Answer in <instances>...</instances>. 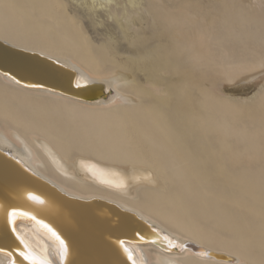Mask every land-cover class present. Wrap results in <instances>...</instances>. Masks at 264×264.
Here are the masks:
<instances>
[{
    "label": "bare ground",
    "instance_id": "1",
    "mask_svg": "<svg viewBox=\"0 0 264 264\" xmlns=\"http://www.w3.org/2000/svg\"><path fill=\"white\" fill-rule=\"evenodd\" d=\"M246 1L0 0L17 17L0 22L13 53L110 90L79 100L0 71V150L148 222L156 241L120 244L134 264H264V93L251 83L264 74V0ZM16 211L20 245L0 248L62 264L43 215ZM0 264H14L4 250Z\"/></svg>",
    "mask_w": 264,
    "mask_h": 264
},
{
    "label": "water",
    "instance_id": "2",
    "mask_svg": "<svg viewBox=\"0 0 264 264\" xmlns=\"http://www.w3.org/2000/svg\"><path fill=\"white\" fill-rule=\"evenodd\" d=\"M11 49L0 42V71L16 82L47 88L79 100L96 101L110 92L96 83L77 87L72 72L29 59L24 55L29 53L24 50L13 49L17 51L13 53ZM29 196H35L41 202H32ZM14 209L35 210L43 215L44 218L38 219L53 228L68 248L62 264H134L120 244L139 243L136 239L154 242L157 237V230L134 213L105 200L71 197L0 150V245H20L7 220L9 210ZM3 212L6 218L2 222ZM10 249L12 251L0 248V251L8 252L14 264H19L14 253L18 255L22 249Z\"/></svg>",
    "mask_w": 264,
    "mask_h": 264
},
{
    "label": "rangeland",
    "instance_id": "3",
    "mask_svg": "<svg viewBox=\"0 0 264 264\" xmlns=\"http://www.w3.org/2000/svg\"><path fill=\"white\" fill-rule=\"evenodd\" d=\"M254 1H255V3H254ZM257 1H259V0H257ZM256 0H248V1H246V4L249 6V7H256L255 5H257V2ZM16 21H17V17H15L14 15H12V14H10L8 11H6V10H4L3 8H0V22H4V23H16ZM79 28H80V26H79ZM83 37L86 39V36L85 35H83ZM87 48H89V51H90V53L92 52V51H95V48L94 47H92V46H86ZM89 53V52H88ZM263 76H264V74H263ZM262 76V74H260V75H258L255 79H253L252 80V84L254 83V85H256L255 86V90H253V91H255V93L256 94H258L257 96H255L256 98H259V97H261L263 94H262V92L264 93V77ZM261 82V83H260ZM263 84V85H262ZM223 87H221V88H225L226 87V84L224 85H222ZM259 87V88H258ZM227 88H229V87H227ZM231 88H233V87H231ZM235 89H239V90H241V88H239L237 85L234 87ZM263 90H262V89ZM226 89V88H225ZM247 89V88H246ZM245 89V90H246ZM257 89V90H256ZM261 89V90H260ZM244 90V91H245ZM242 91V92H241ZM240 91V94H242L243 96L245 95V93H248V91H250V90H246L245 92L243 91V90H241ZM261 91V92H260ZM261 93V94H260ZM255 98V99H256ZM255 99H253V101L255 100ZM249 101H251V100H249ZM249 101L247 102V103H249ZM195 219L196 220H198V221H201V222H206L207 224H210V223H212V222H210L211 220L210 219H208V220H203V219H199L198 217H195Z\"/></svg>",
    "mask_w": 264,
    "mask_h": 264
},
{
    "label": "snow or ice",
    "instance_id": "4",
    "mask_svg": "<svg viewBox=\"0 0 264 264\" xmlns=\"http://www.w3.org/2000/svg\"><path fill=\"white\" fill-rule=\"evenodd\" d=\"M81 85L78 83L77 87H80ZM29 199L31 200H35L36 202L40 203L41 201L38 200L37 197L35 196H29ZM18 215L17 211L14 209L13 211H11L10 213H8V225L12 226V233L15 232V217ZM19 215H27L26 213H19ZM7 227V226H6ZM43 227L47 228L49 232H52V229L48 228L47 225H43ZM53 236H56V233L52 232ZM17 239H19V237H17ZM56 239L60 241V244L63 248V254H67L68 252V248L64 247V241L60 239L59 236H56ZM21 243H24L23 240L20 241ZM170 244H172L171 241H169ZM173 247H175L176 245H172ZM21 255H23L25 260H31L32 264H37V262L32 258L31 253H21Z\"/></svg>",
    "mask_w": 264,
    "mask_h": 264
}]
</instances>
